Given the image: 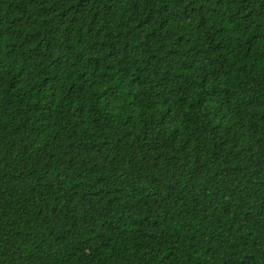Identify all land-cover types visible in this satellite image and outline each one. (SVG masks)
Returning a JSON list of instances; mask_svg holds the SVG:
<instances>
[{
    "label": "trees",
    "instance_id": "trees-1",
    "mask_svg": "<svg viewBox=\"0 0 264 264\" xmlns=\"http://www.w3.org/2000/svg\"><path fill=\"white\" fill-rule=\"evenodd\" d=\"M0 264H264V0H0Z\"/></svg>",
    "mask_w": 264,
    "mask_h": 264
}]
</instances>
